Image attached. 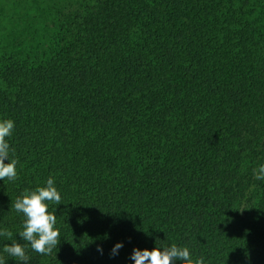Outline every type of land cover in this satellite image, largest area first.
<instances>
[{
    "label": "trees",
    "instance_id": "obj_1",
    "mask_svg": "<svg viewBox=\"0 0 264 264\" xmlns=\"http://www.w3.org/2000/svg\"><path fill=\"white\" fill-rule=\"evenodd\" d=\"M8 119L20 164L0 230L25 243V190L51 177L62 197L60 244L27 264H135L173 244L264 264V0H0ZM11 243L0 256L23 264Z\"/></svg>",
    "mask_w": 264,
    "mask_h": 264
},
{
    "label": "clouds",
    "instance_id": "obj_2",
    "mask_svg": "<svg viewBox=\"0 0 264 264\" xmlns=\"http://www.w3.org/2000/svg\"><path fill=\"white\" fill-rule=\"evenodd\" d=\"M15 122L11 119L0 121V180L15 181L18 179L17 166L20 161L11 158L10 153L15 150L10 147L6 138L10 137L14 131ZM9 163H5V161ZM254 178L264 180V164H260L253 169ZM61 194L55 186L53 178H49L46 187H38L33 191L25 190L21 197H18L11 207L25 217L23 230L19 232V237L25 243L21 244L13 239V233L8 229L0 230V237H6L11 240L10 245H5L3 253L18 261L27 264L30 257L27 255V249L41 255H51L53 250L60 244V230L56 227V210L49 211V204H61ZM159 241V240H158ZM157 241V244H158ZM122 243H118L112 249V255L118 254V250L123 248ZM102 253V248L97 249ZM131 259L135 264H175L176 261H182L183 264H205L204 258L193 259L188 247H178L175 244L170 247H156L149 251L134 249ZM0 264H5L3 256H0Z\"/></svg>",
    "mask_w": 264,
    "mask_h": 264
}]
</instances>
